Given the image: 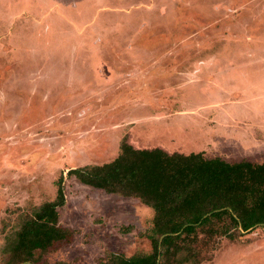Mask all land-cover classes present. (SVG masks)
Returning <instances> with one entry per match:
<instances>
[{"label": "rangeland", "instance_id": "obj_1", "mask_svg": "<svg viewBox=\"0 0 264 264\" xmlns=\"http://www.w3.org/2000/svg\"><path fill=\"white\" fill-rule=\"evenodd\" d=\"M123 142L199 169L258 165L239 193L264 208V0H0V264L62 175L71 234L37 264L153 254L152 207L69 175L106 166ZM226 210L173 234L187 262L157 264H264V224L244 230Z\"/></svg>", "mask_w": 264, "mask_h": 264}, {"label": "trees", "instance_id": "obj_2", "mask_svg": "<svg viewBox=\"0 0 264 264\" xmlns=\"http://www.w3.org/2000/svg\"><path fill=\"white\" fill-rule=\"evenodd\" d=\"M121 149V153L106 166L75 168L69 175L108 193L138 198L152 207L153 227L148 238L154 240L155 252L130 258L113 255L101 264H157L158 254L161 257L178 254L177 262L185 263L189 260L186 255L190 249L181 246L182 242L173 234L181 228L187 233L195 232L199 224L208 223L224 208L232 219H238L244 230L264 224V208L258 211L255 205H248L247 196L239 193L245 191L242 188L244 179L251 180L258 174L256 171L261 170L258 165L248 161L230 164L215 159L202 160L205 168L199 169L193 158L168 157L160 150H137L125 142ZM189 159L190 163L184 165ZM217 170L224 174L221 180L217 178ZM227 171H230L228 175ZM63 180L62 175L56 182V198L41 204L28 215L14 240L7 242L2 250L4 264H37L38 253L47 252L55 243L70 236V230L60 225L59 208L65 203ZM223 190H226L224 195L221 194ZM231 190L235 193H229ZM208 213L212 214L206 216ZM162 236L159 253L158 241Z\"/></svg>", "mask_w": 264, "mask_h": 264}, {"label": "crops", "instance_id": "obj_3", "mask_svg": "<svg viewBox=\"0 0 264 264\" xmlns=\"http://www.w3.org/2000/svg\"><path fill=\"white\" fill-rule=\"evenodd\" d=\"M247 139H249V138H245V137H243V136L241 137V141H242V142H240V143L242 144V146H243V145H245V146L248 145V143L245 144L246 141H248Z\"/></svg>", "mask_w": 264, "mask_h": 264}]
</instances>
